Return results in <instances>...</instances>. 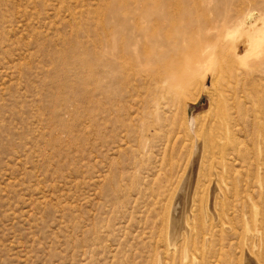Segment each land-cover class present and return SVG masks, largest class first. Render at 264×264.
<instances>
[{"label":"rangeland","instance_id":"rangeland-1","mask_svg":"<svg viewBox=\"0 0 264 264\" xmlns=\"http://www.w3.org/2000/svg\"><path fill=\"white\" fill-rule=\"evenodd\" d=\"M0 264H264V0H0Z\"/></svg>","mask_w":264,"mask_h":264},{"label":"bare ground","instance_id":"bare-ground-1","mask_svg":"<svg viewBox=\"0 0 264 264\" xmlns=\"http://www.w3.org/2000/svg\"><path fill=\"white\" fill-rule=\"evenodd\" d=\"M249 18L247 19V20H249L250 18H251V16H248ZM247 18V17H246ZM247 22H249V21H247ZM246 22V23H247ZM243 42H245V41H243ZM236 44V43H235ZM240 45V44H239ZM194 107L193 106H189L188 107V110H189V113H191L192 112V109H193Z\"/></svg>","mask_w":264,"mask_h":264}]
</instances>
